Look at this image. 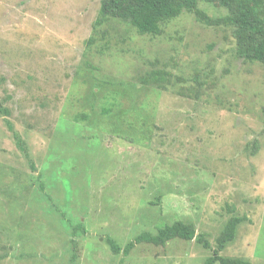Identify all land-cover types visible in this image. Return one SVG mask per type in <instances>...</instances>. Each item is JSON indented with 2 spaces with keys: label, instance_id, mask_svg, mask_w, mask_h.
<instances>
[{
  "label": "rangeland",
  "instance_id": "rangeland-1",
  "mask_svg": "<svg viewBox=\"0 0 264 264\" xmlns=\"http://www.w3.org/2000/svg\"><path fill=\"white\" fill-rule=\"evenodd\" d=\"M101 3L0 0V264H206L243 217L219 255L264 264V64L193 11L141 35ZM177 221L196 237L107 243Z\"/></svg>",
  "mask_w": 264,
  "mask_h": 264
},
{
  "label": "trees",
  "instance_id": "trees-1",
  "mask_svg": "<svg viewBox=\"0 0 264 264\" xmlns=\"http://www.w3.org/2000/svg\"><path fill=\"white\" fill-rule=\"evenodd\" d=\"M200 1L217 2L222 7L230 9L231 13L222 18L212 19L198 10ZM186 10L193 11L199 21L206 26L231 27L240 58L246 62L264 64V0H102L96 25L101 26L110 19L127 20L139 34L158 36L162 34L161 26L164 22L178 18ZM8 126L14 133L19 149L27 154L19 134L11 123L8 122ZM246 220V217L234 218L228 223L223 236L218 240L214 256L208 259L206 264H252L247 260L228 259L219 255L234 238L238 226ZM75 230L76 233H87L81 225ZM195 237V229L191 224L177 221L159 229L156 235L142 233L124 248H121L113 238H108L107 243L115 254L122 252L127 256L137 244L162 246L173 239L191 241Z\"/></svg>",
  "mask_w": 264,
  "mask_h": 264
}]
</instances>
